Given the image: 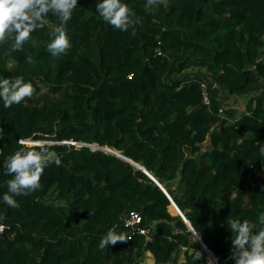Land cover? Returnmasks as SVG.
I'll use <instances>...</instances> for the list:
<instances>
[{"label": "trees", "instance_id": "16d2710c", "mask_svg": "<svg viewBox=\"0 0 264 264\" xmlns=\"http://www.w3.org/2000/svg\"><path fill=\"white\" fill-rule=\"evenodd\" d=\"M125 2L133 23L121 30L97 0H77L71 46L56 56L52 11L21 47L0 41V78L22 75L34 89L0 100V196L11 153H53L39 187L13 194L17 206L0 199V264H143L148 251L154 264H209L156 180L219 264H234L226 218L258 222L264 211V0ZM133 210L149 235L126 226ZM110 227L126 240L101 248Z\"/></svg>", "mask_w": 264, "mask_h": 264}, {"label": "clouds", "instance_id": "9594fccd", "mask_svg": "<svg viewBox=\"0 0 264 264\" xmlns=\"http://www.w3.org/2000/svg\"><path fill=\"white\" fill-rule=\"evenodd\" d=\"M76 5L77 0H0V41L14 36L11 47H21L32 30L42 27L45 14L52 11L58 15L60 24L55 27L54 38L47 43L46 48L56 56L71 46L65 23L71 18ZM96 11L103 20L121 30L133 23L130 16L134 10L125 0H97ZM136 20L138 21L139 17ZM27 59L31 61L30 56ZM33 90L32 82L25 80L22 75L0 78V100L5 107L19 103L25 96H30ZM20 143L24 141L21 140ZM259 151L264 153V142L260 143ZM44 154L48 158L53 156L52 152L43 147L39 149L20 147L6 158L3 167L12 175L6 181L8 191L4 192L0 199L10 206H17L13 194H27L28 191L39 187L40 175L46 165L42 163ZM55 163H60L58 156L55 157ZM257 221L232 216L226 218V226L232 233L231 256L234 264H264V211L258 212ZM125 240V233L117 232L115 227H110L102 235L99 247L103 248L110 243ZM198 241L201 244L202 240ZM162 264H172V261L169 259Z\"/></svg>", "mask_w": 264, "mask_h": 264}, {"label": "built area", "instance_id": "2783aa9c", "mask_svg": "<svg viewBox=\"0 0 264 264\" xmlns=\"http://www.w3.org/2000/svg\"><path fill=\"white\" fill-rule=\"evenodd\" d=\"M204 95H205V100L208 101L207 93L205 92ZM263 104H264V101H263ZM141 223H142V215L140 212H138L136 210L131 211L125 220L126 226H128L130 228L132 233H134V234L140 233V234H145V235L149 234L151 229L147 228V227H143L141 225ZM141 229H143V231H141ZM201 247L204 250V252L206 253L209 264H212L210 249L204 243L203 244L201 243ZM217 262H218V260H217Z\"/></svg>", "mask_w": 264, "mask_h": 264}, {"label": "crops", "instance_id": "0c3cea01", "mask_svg": "<svg viewBox=\"0 0 264 264\" xmlns=\"http://www.w3.org/2000/svg\"><path fill=\"white\" fill-rule=\"evenodd\" d=\"M237 105H238L237 107H238V109H239L240 112L245 111L246 108H247L246 107V105H247L246 99H240L239 102L237 103ZM154 262H155V257L153 255V253H151L150 251H148L146 253V257H145V260H144L143 264H154Z\"/></svg>", "mask_w": 264, "mask_h": 264}, {"label": "bare ground", "instance_id": "6f19581e", "mask_svg": "<svg viewBox=\"0 0 264 264\" xmlns=\"http://www.w3.org/2000/svg\"><path fill=\"white\" fill-rule=\"evenodd\" d=\"M93 147H95V148H100V149H103V150H105V151H108V152H111V153H114V154H116V155H118L119 157L120 156H123V157H125L124 155H122L121 153H118V152H116L114 149H111V148H108V147H105V146H100V145H97V144H91ZM90 145V146H91ZM126 158V157H125ZM128 159V158H127ZM130 160V159H129ZM130 161H132V160H130ZM132 162H134V161H132ZM134 164H137V165H141V164H139V163H136V162H134ZM141 167H143V166H141ZM188 224H189V222H187ZM190 225V224H189ZM196 233V232H195ZM210 255H211V262H212V264H219L218 262H217V257L215 256V254H213L212 253V251H210Z\"/></svg>", "mask_w": 264, "mask_h": 264}, {"label": "water", "instance_id": "95a60500", "mask_svg": "<svg viewBox=\"0 0 264 264\" xmlns=\"http://www.w3.org/2000/svg\"><path fill=\"white\" fill-rule=\"evenodd\" d=\"M34 144H36V143H34ZM139 166V165H138ZM142 170H144L145 172H147L146 171V169L144 168V167H141V166H139ZM150 177H153V176H151L150 175ZM154 178V177H153ZM155 179V178H154ZM156 180V179H155ZM156 182H157V184L165 191V193H166V195L170 198V200H171V202H172V204H173V206L178 210V212L179 213H181V215L183 216V218H184V220H185V222L187 223V221H186V218H185V216L182 214V212L179 210V208H177V205H176V203L174 202V200L171 198V196L168 194V192L166 191V189L156 180ZM189 224H190V222H189ZM188 224V225H189ZM189 227H190V229L193 231V233L196 235V237L199 239V240H202L201 239V237L198 235V234H196L195 233V230L192 228V226L191 225H189ZM201 243H202V241H201ZM203 244V243H202Z\"/></svg>", "mask_w": 264, "mask_h": 264}, {"label": "rangeland", "instance_id": "374dc122", "mask_svg": "<svg viewBox=\"0 0 264 264\" xmlns=\"http://www.w3.org/2000/svg\"><path fill=\"white\" fill-rule=\"evenodd\" d=\"M27 144H29V145H31V144H34V142H32V140H26L25 141ZM77 144H87V145H91V144H88V143H84V142H78ZM91 147H93L92 145H91ZM93 148H95V147H93ZM114 154V153H113ZM133 164H134V162H133ZM137 168H140L137 164H134ZM142 166V165H141ZM141 169V168H140ZM183 259V258H182Z\"/></svg>", "mask_w": 264, "mask_h": 264}]
</instances>
